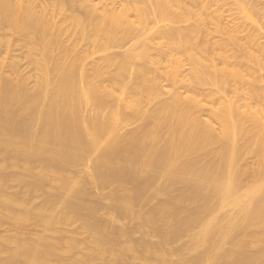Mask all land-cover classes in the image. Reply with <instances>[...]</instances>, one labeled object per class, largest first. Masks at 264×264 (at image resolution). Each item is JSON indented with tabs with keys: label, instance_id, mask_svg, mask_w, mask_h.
<instances>
[{
	"label": "bare ground",
	"instance_id": "obj_1",
	"mask_svg": "<svg viewBox=\"0 0 264 264\" xmlns=\"http://www.w3.org/2000/svg\"><path fill=\"white\" fill-rule=\"evenodd\" d=\"M202 4L186 2L193 9ZM252 4L253 12L261 9ZM186 6L182 0H0V28L19 37L39 72L32 90L22 77L4 76L0 63V221L35 231L0 236V264H264V111H251L259 93L248 80L258 81L264 70V42L238 21L222 25L215 18L208 31L204 14ZM72 33L101 53L132 36L144 50L103 58L115 67L107 89L94 82L100 69L85 70L86 49L69 47L73 40L64 45ZM154 41L165 44L159 55L186 57L190 82L182 85L195 96L174 91L149 111L142 97L153 99L159 90L148 70L136 71V94L128 100L120 82L131 58L144 61ZM203 101L218 103L211 110L217 128L194 114ZM134 123L133 131L121 132ZM244 152L254 157L252 169L239 165ZM91 185L112 187L105 198L117 221L97 216L104 198L95 201ZM118 219L137 223L113 226ZM71 223L80 229L67 230ZM141 228L146 232L135 240ZM186 233L187 256L175 261L168 248Z\"/></svg>",
	"mask_w": 264,
	"mask_h": 264
},
{
	"label": "rangeland",
	"instance_id": "obj_2",
	"mask_svg": "<svg viewBox=\"0 0 264 264\" xmlns=\"http://www.w3.org/2000/svg\"><path fill=\"white\" fill-rule=\"evenodd\" d=\"M34 2H36V1H34ZM42 2H44V0H42ZM183 2H185V6H186V2H187V5H188V0H186V1L182 0V3ZM202 2H203V4L201 5L202 7L200 6L201 8H199V5H198V9L196 8L197 6H195L196 9L191 8L190 7L191 5L186 6V7L189 8L190 10H192V11L196 10L195 12L193 11L196 14H197V12H198V14H200V13L202 14L203 13L204 15L202 14L203 15L202 18H204V20H208V21L210 20V22L204 21V23L207 24L206 26L204 24V28L206 30L208 29V31H210V29L213 27L212 25H214L215 23H212V21L215 22L216 20L219 21L221 19L219 22H221L222 25H227L228 22H229L228 25H230V26L233 24L231 22H237L238 21L239 23L238 22L237 23L241 24L244 27V33L248 29V30L251 31V33L252 32L254 33L253 39L255 41L264 42V18L262 17V13L264 12L263 11V9H264V0H245V2H244V0H241L240 2L239 1L235 2L233 0H202ZM254 2L255 3L257 2V5L255 4L256 7H257L256 9H259L261 7L262 12H260L261 9L260 10H256L257 11L256 14H255L256 11L253 12V10L251 9L250 5L252 3L254 4ZM43 4H46V1ZM192 7H194V6H192ZM199 10H201V12ZM261 17H262V19H261ZM213 18H214V20H213ZM215 18H216V20H215ZM192 21H193V19H191L190 21H187L186 23L183 22V23L180 24V27L183 26V28H184V26L186 27V25H190L192 23ZM218 21H216V23ZM66 25L68 26L67 23H66ZM207 26H209L210 28H207ZM212 30H214V29H212ZM248 30H247V33H245V34H250V32ZM5 33H7V31H5V30L0 28V45H1L0 46V63L4 64V65L2 64V68H3L2 69V74L4 76L10 78L11 80H13V82H17L22 77L21 80H24V82L26 81L25 83L27 84L28 88L33 90L35 88V81H36V79H37V77L39 75V72L36 70L35 66H33V63H32V66H31V64H28V63H30V62H27V60H26L28 57L25 54H22V53H26L27 50H25L26 49L25 47H23L24 49L23 48L20 49V47H21L20 45H23V43L21 41L22 44L20 42H19V44H17V42L20 40L19 37L17 35L16 36L12 35V37H11L9 33H7V34H5ZM68 35H66V36L68 37ZM70 35H73V36H71L70 40H68L70 43H68V41L65 40V38H67V37L65 35L63 36V38H64L63 40H65L63 42L64 45H65L66 42H67L66 45L71 44V40H73L72 44L69 47H72L74 45L76 46L78 44V46L80 48L82 47L81 48L82 50L86 49V52H84V53L87 54L88 58L86 59L85 64H84L85 70L86 71L88 70L89 73H92L94 68L100 69L101 75L98 76V78H96L94 80V82L95 83H99V85H101L102 87L104 86V88H107V89H111L110 86H109L110 84L108 83V81H109L108 78L111 76L112 73L115 72L114 71L115 67H110V66L106 65L103 58L104 57H107V58L110 57V59H113L115 61V60H117L116 59L117 57H118V60H119L120 57H123L127 51L129 52L132 49L134 51H136V52H140V51L144 50V47L140 43L136 42V37L135 36H132V38L134 37L133 39L132 38L124 39V40H126L125 41L126 43L123 40L122 41V42H124L123 44L116 45L115 47L113 46V48L111 46L104 53H101L100 50H98L97 48L93 47V45L89 44L87 41L84 42V41H82L80 39L78 40V38H80V37H78V35L76 36L75 33H72ZM5 36H7L8 39ZM14 36L16 37L17 41L15 40ZM74 36H76L77 39H74ZM10 37L12 38V40L14 39L12 41L13 44L12 43H10V44L7 43L10 47L13 45L11 48L7 47L8 45H6V43H5L6 39L11 41ZM69 37H68V39H69ZM218 37L220 38L221 35H218ZM223 37L225 39V35ZM223 37H221V38H223ZM215 38H217V37L215 36ZM213 40H215V39L213 38ZM15 41H16V43L14 45ZM154 42H152L151 44H148V49L146 50L147 57H146V59L144 61L139 59L138 57L131 58L130 63L128 65L129 68L125 69L124 75L122 74L123 76H121V78L123 77L122 78L123 81L120 82V84L122 83L121 85L125 88L124 93L121 95V98L123 100H128L130 96L136 94L135 90H134V88H135V86L137 85V82H138L136 74H135L136 71L139 70L140 68L141 69L143 68V70L146 69V72L148 70V74H147L148 75V79H150V80H154L155 79L154 81H156L157 87H158V90H159L158 91L159 95L157 97L153 98V99H150V98L147 99L144 96L142 97V105H143V107L146 110H149V111L154 110L163 101L168 100L171 97V95L173 94L174 91L180 93L183 97L192 96V95L195 96L194 94H192V92H186L184 90L183 85H182L183 83H185L184 85H187L190 82L189 79H188L189 78L188 72H189V69H190L191 66H190L189 62L187 61L186 57H184L183 55L182 56L181 55H175V56H172V58H170V59H168L166 57H163V56H161L159 54H161L162 51L164 50L163 49L164 48L163 45H165V44H159V42H157V45H156V41H154ZM84 45H86V46L84 47ZM78 46H77V48L75 47L74 49H77V50L80 49ZM156 46H158L159 50H157L158 48ZM6 47H7V49H5ZM23 50H25L26 52H24ZM79 51H81V50H78V52ZM83 51H85V50H83ZM155 53H156V55H155ZM156 56H158L157 58H159V59H156ZM14 60H15V63L13 62ZM12 62H13V64H12ZM16 62L19 63V65H17L18 67L15 65ZM154 63H156V64H154ZM8 68H9V70H8ZM18 68H19V70L15 71L18 74L17 75L16 73H13V70L18 69ZM175 71L177 72V77L173 75V73ZM263 73H264V70H263V72L262 71L259 72V74H261V75L258 74L260 76L259 77L260 79L258 78L259 82L258 81H254L253 78H251V77L248 78V80L251 82V85L255 89H257L258 93H259L258 101H252L250 103V105H249L252 112L255 111V110L259 111L260 109H262L264 111V74ZM15 76H17V78ZM171 76L174 77V79H172ZM199 98H202V96H200ZM217 107H218V103L217 104H208V103L203 101L202 105H200L199 107L195 108L193 112H194V114L196 116L200 117L202 120H205V121H209L210 120L215 125V127L217 128V123H216L215 120H213V118L211 116V110H216ZM134 124L133 125L130 124V125L122 128L121 132L122 133H127L128 130H129V132H130V130L133 131L131 128H133V129L136 128V124L137 123H134ZM215 148L216 147H213V150H215ZM239 165L243 169H252L254 167V165H255V160H254L253 155L248 153V152H244L241 155V159L239 161ZM88 167L87 166L86 167L83 166V169H81V170L84 171ZM76 168L78 169V167H75V170H73L72 172L77 171ZM80 168H82V167L79 166V171H81ZM72 169H74V168H72ZM72 169H70V170H72ZM19 187L21 189L20 185H19ZM111 188L112 187L110 186V187H107L105 189L103 188L100 191L99 190L100 188L98 189V188H96L93 185H91V187H90L94 198H96L95 201L100 200L101 197L106 199L105 196L109 193V190H111ZM16 189H17V187L16 188L14 187V190H16ZM20 189L18 188L17 191L20 190ZM95 195H96V197H95ZM39 198L37 200L35 199L37 201V203L34 200L35 201V204H34V201H33L34 206H38L40 204V201L42 202V200H41L42 198H40V199ZM104 199L101 200L102 204H100V202H99L100 206L101 207L103 206L104 208L102 207L101 210L98 211L97 216L100 219H102V220L104 218L106 220L114 218V220L117 221V219H115V217H114V213H112V211L111 212L108 211V209H107L108 204L110 202L107 201V199L106 200H104ZM149 203H146V205L148 204L147 206H145L146 210H148L149 207H152L151 205H153L155 203V200L153 202H149ZM142 204H143V202H141V205ZM138 206H140V204ZM142 207L144 208L142 210H145V207L141 206V208ZM114 220L111 222L113 226L116 225L115 227H120L122 225L123 228L131 226L132 224L130 222H132V223L136 222L133 219H122L123 221L122 220L120 221L118 219L119 223L118 222L116 223V222H114ZM128 222L130 223L129 226L127 225ZM124 223H127V224H124ZM76 224H78V223H76ZM76 224H74V225L72 224L71 226L69 225L70 227H67L66 229L67 230H71V231L72 230H76L74 228H77V226H79V224L78 225H76ZM79 229H80V226H79ZM138 230H136L137 231L136 235L134 234L135 232L132 235V237L134 236L135 240H136V238L139 239V238H141L144 235L143 232H144L145 229L141 228V230H139V232H141V233H139ZM34 233H35V231H34V228L31 226V224H27V225L23 226L22 228L18 229L11 222L0 221V236H3V237L20 236V237L26 238V237H31L32 234H34ZM80 233H78V235H80V236H78L79 239H80L81 235L83 234V232H82V234H80ZM84 234H85V232H84ZM84 234L82 235V237H86V234L85 235ZM141 234H143V235L141 236ZM138 236H140V237H138ZM151 237H152L151 239H150V236L147 237L149 242L156 243L155 241L157 240V237H154V238H153V236H151ZM183 237H185V238L181 237L180 239H182V240H180V243L178 242L179 241L178 240L176 243H174L176 245L172 244V245H170V246H172V248L171 247L168 248L170 251L173 250L176 253V255H175V253L173 252L174 253L173 255H175V256L172 255V257H171L172 259L174 258L173 260H175V261H176V259L178 260L179 258L183 257V255H184L185 250H184L183 245L185 246L186 242L188 241L187 233ZM83 240L85 241V240H87V238H85ZM178 244H180V246ZM178 249H179V251H178ZM180 249H181V251H180ZM182 251H183V253H182ZM77 254L78 253H76L75 256H77ZM185 254H186L185 256H187L186 252H185Z\"/></svg>",
	"mask_w": 264,
	"mask_h": 264
}]
</instances>
